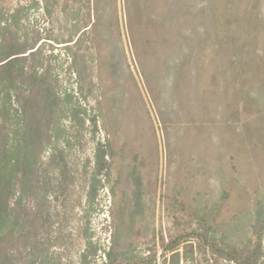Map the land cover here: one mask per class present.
<instances>
[{
  "label": "rangeland",
  "instance_id": "374dc122",
  "mask_svg": "<svg viewBox=\"0 0 264 264\" xmlns=\"http://www.w3.org/2000/svg\"><path fill=\"white\" fill-rule=\"evenodd\" d=\"M48 1L20 4L26 76L44 70L86 108L52 184L61 262L77 264L87 232L100 252L229 264L208 233L264 264V0Z\"/></svg>",
  "mask_w": 264,
  "mask_h": 264
},
{
  "label": "trees",
  "instance_id": "16d2710c",
  "mask_svg": "<svg viewBox=\"0 0 264 264\" xmlns=\"http://www.w3.org/2000/svg\"><path fill=\"white\" fill-rule=\"evenodd\" d=\"M21 1L0 0V264H63L54 250L59 229L52 184L54 179L64 182L67 130L71 124L84 123L86 108L75 94L58 91L44 70L26 76ZM95 151L89 202L98 174L108 166V151L101 142ZM190 233L196 231L163 238L161 253L180 255V247L191 241ZM196 237L229 264H251L256 259L237 245H220L211 234ZM82 240L77 264H157V249L137 256L110 244L100 252L92 235L84 232Z\"/></svg>",
  "mask_w": 264,
  "mask_h": 264
}]
</instances>
